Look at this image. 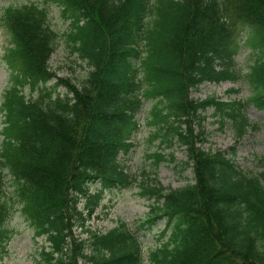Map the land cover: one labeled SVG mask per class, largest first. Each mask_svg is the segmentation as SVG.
<instances>
[{
  "label": "trees",
  "instance_id": "obj_1",
  "mask_svg": "<svg viewBox=\"0 0 264 264\" xmlns=\"http://www.w3.org/2000/svg\"><path fill=\"white\" fill-rule=\"evenodd\" d=\"M45 4L57 5L71 23L74 51L91 70L82 86L53 72L57 33L46 6L4 10L12 45L6 60L18 75L2 104L0 261L18 211L35 239L48 244L40 264H144L142 243L124 223L106 233L89 231L87 239L74 229L108 193L137 183L121 157L135 148L138 115L151 101L152 139L184 148L195 177L177 190L141 185L140 195L154 200L141 226L165 223L149 264H264V159L260 174H246L232 158L235 149L205 150L202 131L212 110L221 128L240 119L242 138L250 127L248 106L264 112V0ZM244 30L250 32L247 43L260 51L245 76L234 69ZM243 79L251 90L247 101L192 97L206 83ZM27 85L41 88L38 99L27 98ZM59 87L68 90L65 97L53 95ZM164 159L157 154V163ZM8 178L17 184L15 198L7 197ZM79 199H85L83 210Z\"/></svg>",
  "mask_w": 264,
  "mask_h": 264
},
{
  "label": "rangeland",
  "instance_id": "obj_2",
  "mask_svg": "<svg viewBox=\"0 0 264 264\" xmlns=\"http://www.w3.org/2000/svg\"><path fill=\"white\" fill-rule=\"evenodd\" d=\"M26 4H37L46 6L50 14V24L57 33L56 49L51 58L50 66L60 79L82 86L91 70L87 62L83 61L78 53L74 51L75 43L71 39V23L62 17L61 9L54 4H45V0H0V144L3 140L4 115L2 104L5 92L15 83L17 72L12 69L6 60L11 45V36L2 24L4 10L8 7H20ZM249 30L241 34V49L235 58V71L245 76L250 72L260 51L254 49L247 43ZM57 81L47 85L48 88L55 86ZM40 87L32 89L30 85L24 87L23 92L28 99L36 100L40 96ZM230 90L238 93L229 94ZM54 96L65 97L68 90L59 87L53 90ZM248 83L243 79L233 84L222 82L220 84L206 83L201 86L200 91H193L194 99L204 100L210 96L247 101L251 96ZM152 103L145 101L138 120L141 124L140 132L134 137L135 148L127 156H122V164L129 174L136 179L137 183L126 190H116L108 193L101 207L89 217L84 212L85 222L76 225L74 232L78 238L87 239L89 231L108 232L124 223L140 239L144 251V264H149L148 255L163 242L161 233L165 228L164 221L149 228L141 225L148 219L151 205L154 200L140 195L141 185L161 187L165 190H177L185 187L194 180V172L186 167L188 162L187 153L184 148L176 145L169 149L161 144V140L152 139L155 127L150 124ZM250 127L242 138L238 137L241 120L236 125L228 123L221 128L213 117V111L207 113V121L203 124L204 148L211 151H222L231 153L233 149L236 154L232 157L236 165L246 174H260L262 168L260 161L264 159V112L253 106H248L246 111ZM157 154L165 157L157 163ZM17 184L14 179H7L8 198H15ZM93 192V189H91ZM16 202V199H14ZM85 207V199H79L78 210ZM83 224V225H81ZM13 232V238L8 247V253L0 261V264H40V253L43 247H47L44 239H35L34 232L20 212H16L8 224Z\"/></svg>",
  "mask_w": 264,
  "mask_h": 264
}]
</instances>
